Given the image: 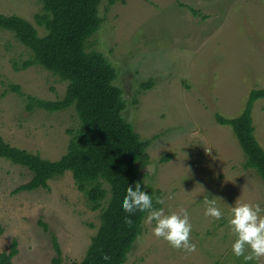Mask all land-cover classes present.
<instances>
[{
    "label": "rangeland",
    "instance_id": "374dc122",
    "mask_svg": "<svg viewBox=\"0 0 264 264\" xmlns=\"http://www.w3.org/2000/svg\"><path fill=\"white\" fill-rule=\"evenodd\" d=\"M179 1L200 14L176 0H129L112 7L104 1L103 24L89 41L88 51L101 53L117 70L124 119L150 141L138 183L154 194V208L188 211L190 242L196 244L194 252L173 248L153 234L155 221L145 219L126 264H245L232 252L236 236L228 219L238 203L264 208V183L245 167L232 128L219 125L217 116H241L250 94L264 90V0ZM42 11L41 0H0V14L28 20L40 36L46 32L35 17ZM31 57L13 33L0 30V136L58 161L80 121L74 108L27 109V99L13 87L57 101L68 86L40 66L22 69ZM252 118L264 148V99L255 103ZM32 177L28 169L0 159V251L9 252L16 241L13 264H53L55 237L63 264L81 263L101 226V210L93 211L71 172L51 180L48 190L16 193ZM206 198L216 199L223 219L205 215ZM248 264H264V257Z\"/></svg>",
    "mask_w": 264,
    "mask_h": 264
},
{
    "label": "trees",
    "instance_id": "16d2710c",
    "mask_svg": "<svg viewBox=\"0 0 264 264\" xmlns=\"http://www.w3.org/2000/svg\"><path fill=\"white\" fill-rule=\"evenodd\" d=\"M104 1L112 7L129 0H41L43 11L35 20L45 30L44 36L22 17L0 14V30L13 33L32 51V57L22 64V69L40 66L68 83L65 96L57 101L27 96L19 87H13L27 99L29 111L41 109L56 113L75 109L80 125L70 131L67 153L58 161L46 160L39 154L12 146L0 136V159L33 174L31 181L20 186L16 193L48 190L51 180L71 172L93 211L101 210V226L79 264H126L148 215L137 211L129 216L120 207L126 188L138 183L139 164L149 161L150 141L142 140L123 117L126 102L122 89L115 84L118 76L115 67L101 53L88 51L90 39L103 24L100 6ZM176 1L194 15L200 14ZM261 99H264V90L253 91L241 116L229 119L218 115L217 122L232 128L247 158L245 167L254 170L264 183V148L255 136L252 118L254 105ZM141 189L154 198L152 191L142 186ZM126 217L131 224L125 222ZM3 233L0 228V238ZM53 241L56 251L53 264H63L61 247L55 237ZM17 254L18 244L14 241L9 252L0 251V264H13ZM103 255L109 259H102Z\"/></svg>",
    "mask_w": 264,
    "mask_h": 264
},
{
    "label": "clouds",
    "instance_id": "9594fccd",
    "mask_svg": "<svg viewBox=\"0 0 264 264\" xmlns=\"http://www.w3.org/2000/svg\"><path fill=\"white\" fill-rule=\"evenodd\" d=\"M163 202L162 199H157V203L162 204ZM204 203L206 216L217 221L224 218V213L217 206L215 198H206ZM120 207L129 216L137 211L147 212L145 222L151 224L155 221L153 234L167 241L171 247L187 252L196 250V244L190 242L192 224L186 209L182 210V214H166L163 208H154L152 195L143 191L140 183H135L134 186L129 185L126 188V195L122 198ZM125 222L131 224L130 218L126 217ZM228 223L236 236L232 244V252L237 258L243 257L245 264H248V262L258 261L264 257V208L259 203L236 204L231 208ZM101 258L109 259L107 255Z\"/></svg>",
    "mask_w": 264,
    "mask_h": 264
}]
</instances>
